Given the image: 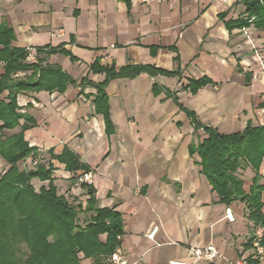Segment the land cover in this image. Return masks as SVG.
<instances>
[{"label": "crops", "instance_id": "crops-1", "mask_svg": "<svg viewBox=\"0 0 264 264\" xmlns=\"http://www.w3.org/2000/svg\"><path fill=\"white\" fill-rule=\"evenodd\" d=\"M238 19H247L240 0H0V22L14 30L13 46L34 49L43 66H60L75 81L64 92L18 95L21 112L37 122L24 136L38 150L19 168L29 169L32 159L52 163L59 193L73 195L85 209L90 196L73 179L84 172H68L55 159L65 148L75 152L90 168L97 206L121 214L120 246L132 262L191 264V248L214 245L224 259L200 264H255L250 258L264 264V257L246 249L257 227L245 203L220 201L199 155H191L190 146L207 135L180 107L222 134L264 126V31L227 27ZM48 45H62L75 60L37 54L36 48ZM96 60L116 69L143 64L180 74L111 81L106 93L113 132L107 134L103 115L95 112L96 89L81 85L83 79L105 80L91 71ZM4 72L0 63V76ZM20 73L25 78L32 71ZM203 78L212 83L193 94L190 81ZM20 132L18 127L4 134ZM240 173L249 192L255 173L249 167ZM260 173L264 186V161ZM154 227L158 231L149 239Z\"/></svg>", "mask_w": 264, "mask_h": 264}, {"label": "trees", "instance_id": "trees-1", "mask_svg": "<svg viewBox=\"0 0 264 264\" xmlns=\"http://www.w3.org/2000/svg\"><path fill=\"white\" fill-rule=\"evenodd\" d=\"M240 2L246 7L247 19L231 20L226 23L227 27L254 25L264 31V0ZM220 16L225 18V15ZM15 38L14 30L1 21L0 63L4 64L5 72L0 76V159L5 161L6 166L0 165L3 168L0 170V264H112L110 257L120 246L119 238L124 232L121 214L114 208L98 207L92 185L85 183L81 187L90 196L85 209L70 202L54 184L55 168L52 163L46 165L39 160L35 168H19L18 164L27 158H37L38 150L30 146L24 136L27 130L37 126V122L27 112H21L18 95L25 92H64L68 85H75V81L60 66H43V59L27 62L29 52L26 48L14 47ZM171 50L175 48L171 47ZM36 52L38 55L60 53L71 56L62 45L38 47ZM71 60L75 58L71 56ZM27 71H32L28 77H14L19 72ZM91 71L106 76L101 83L83 79L81 85L96 89L95 112L103 115L107 134L113 132L106 93L111 81L134 79L144 73L152 77L158 74L175 77L180 74L179 71L170 72L143 64L116 69L114 65L102 66L100 60L91 66ZM211 83L207 78L191 80L187 88L196 94ZM5 92L9 94L4 98L2 95ZM180 107L194 128L203 130L207 135L198 146H190V153L199 155V165L213 191L227 205L236 201L245 203L248 219L255 227L264 228V186L260 184V168L264 161V126L248 125L241 133L222 134L213 127L201 124L195 112ZM18 127L21 128L20 133L11 136L4 134L6 130ZM55 159L65 164L68 172H90V168L69 148H65ZM246 167L255 173L249 192L245 191L240 173ZM80 175L73 177L75 182ZM35 179L48 182V185L37 190L33 183ZM82 213L92 215L81 219ZM101 236H106V239ZM253 240L250 239L246 249H254ZM250 260L258 264V260Z\"/></svg>", "mask_w": 264, "mask_h": 264}, {"label": "built area", "instance_id": "built-area-1", "mask_svg": "<svg viewBox=\"0 0 264 264\" xmlns=\"http://www.w3.org/2000/svg\"><path fill=\"white\" fill-rule=\"evenodd\" d=\"M223 3H227V0H220ZM29 54L27 57V62L33 63L36 61V53L35 50L32 48H27L26 49ZM261 64L263 65V62L261 61ZM15 78H20L21 73H17L14 75ZM262 81L264 82V72L262 76ZM31 162V168H35L39 160L38 159H32L30 160ZM91 179V173H84L78 177L77 184L81 186L83 183L91 185L90 180ZM65 198L68 199V194H64ZM230 221L233 220L232 218H229ZM158 231L157 227H154L148 234L149 239H153L154 236L156 235ZM253 248L255 250V254L257 257L262 258L264 257V245L262 244L264 240V228L262 226H257V231L256 234L253 237ZM192 252V259L193 262L191 264H200V263H215L218 261H221L224 259L223 254L214 246V245H209L203 248H191ZM110 262L112 264H141L140 261H130L128 257L125 255L123 249L121 246H119L111 255L110 257ZM170 264H188L187 262L184 261H171Z\"/></svg>", "mask_w": 264, "mask_h": 264}, {"label": "rangeland", "instance_id": "rangeland-1", "mask_svg": "<svg viewBox=\"0 0 264 264\" xmlns=\"http://www.w3.org/2000/svg\"><path fill=\"white\" fill-rule=\"evenodd\" d=\"M36 62V61H35ZM29 169H30V167H31V162H29ZM22 167H24L23 166V164H22ZM20 169H22L21 167H20ZM244 173H242V175H243ZM34 185H35V187H36V189L37 190H39V183L38 182H34ZM68 194V193H67ZM73 198H74V196L73 195H71V194H68V200L70 201V202H76V201H74L73 200ZM78 199V198H77ZM81 216V219H84V216H82V214L80 215ZM86 264H89V263H86Z\"/></svg>", "mask_w": 264, "mask_h": 264}]
</instances>
